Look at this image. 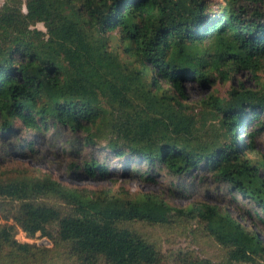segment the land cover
Segmentation results:
<instances>
[{"label":"trees","instance_id":"trees-1","mask_svg":"<svg viewBox=\"0 0 264 264\" xmlns=\"http://www.w3.org/2000/svg\"><path fill=\"white\" fill-rule=\"evenodd\" d=\"M241 71H264V12L241 0H6L0 141L66 135V154L80 160L73 168L93 180L114 177L113 166L146 179L202 169L249 199L261 220L264 159L255 142L264 135V78L257 90L237 88ZM189 83L213 91L190 102ZM34 144L17 147L34 152ZM8 175L0 171V211H9L0 264H163L155 242L132 229L170 221L173 209L157 196L90 195L49 175ZM178 213L200 217L226 252L192 264H264L258 234L229 213L207 204ZM20 230L71 257L19 242Z\"/></svg>","mask_w":264,"mask_h":264},{"label":"rangeland","instance_id":"rangeland-1","mask_svg":"<svg viewBox=\"0 0 264 264\" xmlns=\"http://www.w3.org/2000/svg\"><path fill=\"white\" fill-rule=\"evenodd\" d=\"M216 1L223 2V0ZM5 2L6 0H0V8ZM241 3L264 12V0H241ZM37 28L46 31L43 24H38ZM263 78L264 71L256 76L248 71H241L231 84L237 88L243 86L245 89L257 90ZM227 87L219 85L215 90L221 95ZM212 91L213 89L200 87L195 83L187 84V95L190 102H198ZM240 136L243 137L245 145L248 138L244 136L243 132L240 133ZM67 138L66 135L56 138H52V136L41 138L34 135L27 137L23 133L13 136L9 142L0 141L1 173L8 172V176H11L15 175L16 171L22 170L23 174L49 175L65 187L90 195L109 193L123 197L126 195L131 197L157 196L173 209L170 221L160 225L140 223L134 225L132 229L155 242L162 253L163 264H192L194 261L204 259L219 262V258L226 253L206 235L200 217L178 213V210L186 211L192 205L216 206L220 211L227 212L238 219L246 228L255 231L264 243V218L258 220L251 201L239 195L229 187L228 183L215 178L211 173L199 169L179 179L165 171H155L152 179H146L138 174L128 175L122 166H113L111 170L117 174L111 179H87L82 176L80 170L73 168V165L79 163L80 160L75 155L66 154ZM24 139L35 141L34 152L21 151L17 147L18 141L22 142ZM108 143L109 140L106 138L101 139L103 147ZM255 148L264 159V135L256 139ZM86 151L85 155H88L90 150ZM107 154L106 152L102 153L104 156ZM8 212L5 209L0 211V224L6 223L4 216L8 215ZM9 223L11 224L13 221L10 220ZM16 239L21 243L36 244L56 255L59 251L68 259L71 257L69 249L57 247L52 240L45 237L38 236L29 239L20 230ZM56 264L66 263L58 261Z\"/></svg>","mask_w":264,"mask_h":264}]
</instances>
